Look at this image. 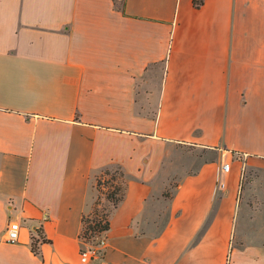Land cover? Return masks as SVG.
Returning <instances> with one entry per match:
<instances>
[{
	"label": "crops",
	"instance_id": "0c3cea01",
	"mask_svg": "<svg viewBox=\"0 0 264 264\" xmlns=\"http://www.w3.org/2000/svg\"><path fill=\"white\" fill-rule=\"evenodd\" d=\"M98 203L91 264H264V0H0V264H81Z\"/></svg>",
	"mask_w": 264,
	"mask_h": 264
},
{
	"label": "built area",
	"instance_id": "2783aa9c",
	"mask_svg": "<svg viewBox=\"0 0 264 264\" xmlns=\"http://www.w3.org/2000/svg\"><path fill=\"white\" fill-rule=\"evenodd\" d=\"M123 1V0H117ZM232 170V160L222 158L220 163V173L216 184V191L219 193L227 187V176ZM98 216L101 217L102 222L108 220V209L101 203H98ZM95 210L92 213L84 216L82 230L80 232V262L81 264H91L97 260H103L108 248V236L106 229L92 230L88 228L89 222L95 223ZM22 224L20 220H13L9 223L7 228V241L10 243L18 242L20 239ZM36 231V230H35ZM34 231V232H35Z\"/></svg>",
	"mask_w": 264,
	"mask_h": 264
},
{
	"label": "trees",
	"instance_id": "16d2710c",
	"mask_svg": "<svg viewBox=\"0 0 264 264\" xmlns=\"http://www.w3.org/2000/svg\"><path fill=\"white\" fill-rule=\"evenodd\" d=\"M106 175L107 177H99V175L97 176L96 179V187L98 189L99 192H101L102 187L104 188V186H109L108 192L106 194V198L108 200H110L114 206H117L120 201L123 199L124 197V191H125V180L123 181V184H117V178L118 177H125V173L124 171L118 167L117 172L120 175H117L116 172H111L109 169H106ZM95 214L96 218H95V223L92 224L90 223V220L87 219V222H89L88 224V228L92 229V230H99V229H106L108 230L110 228V222L109 219L106 222H102L101 217L98 216V209L95 207ZM36 232H38V234H40L41 237V227L36 229ZM39 241L40 238H37L35 236H33L32 238V248L34 250V252L39 253ZM42 241H46L45 238H42Z\"/></svg>",
	"mask_w": 264,
	"mask_h": 264
},
{
	"label": "rangeland",
	"instance_id": "374dc122",
	"mask_svg": "<svg viewBox=\"0 0 264 264\" xmlns=\"http://www.w3.org/2000/svg\"><path fill=\"white\" fill-rule=\"evenodd\" d=\"M161 74H163L162 71H161ZM106 169H109L111 172H116L117 175H120L117 172V170H118V167L117 166H110V167L105 168L102 171H100L99 174H98L99 177H103V176L104 177H107L106 172H105ZM249 172H250V170H249ZM250 174L251 173H246V175L241 178V180H240V187H241V189L242 188H245L248 185V183L251 181V179H252L253 176H251ZM236 177H237V170L233 168V170L231 172V175H230V178H229V181H228V187L234 186V184L236 182ZM124 180H125V178L118 177L116 182H117V184H121L122 185ZM108 189H109V186H104V188L102 187L101 192H99V196H100V200L101 201H103V198L106 197V194L108 192ZM228 200L229 201H232L233 199H232V197H230ZM263 219H264V216H261V217H259L257 219V227L259 229L258 230L259 233H262V231H263V225H264Z\"/></svg>",
	"mask_w": 264,
	"mask_h": 264
}]
</instances>
